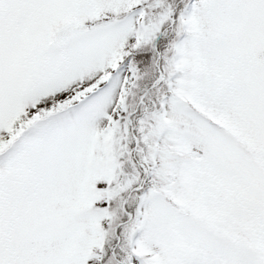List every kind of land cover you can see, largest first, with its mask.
<instances>
[{"label": "snow or ice", "instance_id": "6c2138e0", "mask_svg": "<svg viewBox=\"0 0 264 264\" xmlns=\"http://www.w3.org/2000/svg\"><path fill=\"white\" fill-rule=\"evenodd\" d=\"M0 264H264V0H0Z\"/></svg>", "mask_w": 264, "mask_h": 264}]
</instances>
